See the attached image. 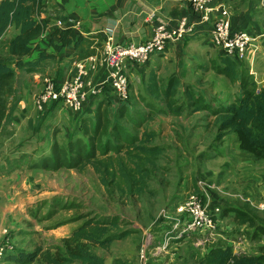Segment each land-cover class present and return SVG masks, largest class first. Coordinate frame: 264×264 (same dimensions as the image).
I'll return each mask as SVG.
<instances>
[{
    "label": "rangeland",
    "instance_id": "obj_1",
    "mask_svg": "<svg viewBox=\"0 0 264 264\" xmlns=\"http://www.w3.org/2000/svg\"><path fill=\"white\" fill-rule=\"evenodd\" d=\"M260 6L261 4L258 7L262 9ZM258 15L261 13L258 12L256 16ZM85 24L82 19V28ZM207 33L204 35L208 38L209 32ZM9 36L10 32L2 40L6 41ZM195 36L179 41L182 44L178 48L173 43L169 55H155L138 70H131L127 66V103L123 107L114 105L108 110L110 124L106 126L103 140L111 136V143H115V131L121 127L122 132H128L132 137H140L143 131L153 133L154 142L151 145L160 148V153L152 163L143 167L148 168L149 172L145 178L146 190L140 194L125 196L111 186L104 187L90 167H86L83 172L67 168L52 172L34 169L33 164L38 163L49 151L48 143L52 147L54 142L65 144L68 140L84 137L78 125L82 115L78 112L73 113L64 107L65 111L54 112L58 125L51 127L49 134L52 137L49 142H40L49 138L46 131L48 128L36 131L35 124L25 126V131L18 130L21 138L18 142L19 137L12 124L14 113L11 121L0 127V173L8 175L7 169H12L11 176L4 178L3 182L14 178L12 190H4L10 201L7 203L3 198L6 201L2 199L1 205H10L17 197L24 199L26 204L32 200L31 206L38 208L34 212L26 210L25 215L24 207L14 221L4 222L6 225L0 221V225L8 227L11 234L21 223L18 226L20 232L31 230L27 221L33 224V228L36 227L31 231V240L21 236L14 239L11 235L12 245L32 246L37 240L40 246L54 248L82 223L81 217L86 216L117 222L118 227L112 230V234L126 232L125 236L115 238L106 249L91 246V251L104 258V264H114L116 258L131 264H147L148 259L153 264H199V260L211 247L226 245L231 246L236 254H258L264 236L259 231L255 232L254 228L257 224L264 225V211L255 206L264 187V180L256 179L253 175L245 176V171L250 170L254 162L264 165V159L256 160L239 151L234 133L216 139L218 130L213 122L215 116L206 109H194L189 95L198 99L202 97L204 102L214 108L218 101L228 103L234 97L236 89L215 69L219 58L216 48L200 43L199 38L203 35L198 39ZM151 72L164 84L171 76L179 78L180 84L175 89L171 102L174 108L179 109L180 114L171 113L163 98L150 94L148 86ZM48 76L49 80L58 77L53 73ZM37 91L31 85V92ZM113 96L116 94L113 93ZM115 100L119 101L117 97ZM35 115L43 116L36 104L31 111L32 118ZM75 118L77 122L73 121ZM19 125H23L22 121H19ZM30 133L33 136H29ZM22 145L29 154L16 157L14 151ZM257 168L258 165L254 170ZM199 187L216 198H208V206L216 204L222 209L226 204L241 205L239 207L251 215L252 226L239 225L234 217L225 213L216 216L217 221L212 230L198 231L180 240H170L168 237L166 243V232L171 234L173 231L169 224L162 232L157 221L159 216L165 212L172 215L173 206ZM238 197L245 201L236 200ZM204 198L207 199V196L204 195ZM154 248L164 249H156L160 251L157 253ZM10 253L17 252H6L2 262Z\"/></svg>",
    "mask_w": 264,
    "mask_h": 264
},
{
    "label": "trees",
    "instance_id": "obj_2",
    "mask_svg": "<svg viewBox=\"0 0 264 264\" xmlns=\"http://www.w3.org/2000/svg\"><path fill=\"white\" fill-rule=\"evenodd\" d=\"M43 8L42 0L0 1V127L11 121L20 100L16 85L17 71L23 70L26 73L37 71L41 60L45 58L54 60L52 55L45 53H41L37 60H25L34 49L31 46L32 41L45 30L47 20L43 22L38 20ZM10 29L14 30V35L3 41V37ZM55 34L63 45L73 44L75 59L88 57L95 53L96 47L100 46L98 41L93 42L94 37L77 34L71 28L56 29ZM209 44L212 46L211 42ZM218 56L215 69L236 87L233 99L226 104L218 101L217 106L213 108L204 102L202 97L201 101L189 95L191 103L194 109H206L215 116L213 122L218 130L216 139H221L225 134L234 133L239 150L256 160L264 159V86L256 83L253 76L245 69L242 59L225 56L219 51ZM60 78L57 77L54 80L58 81ZM166 82L164 84L154 72H151L148 90L152 96L163 98L171 113L180 114L179 109L174 108L171 102L175 89L180 84L179 78L171 76L166 79ZM90 99L94 103L92 112L88 111L85 105L78 112L82 115L78 120L79 129L85 138L68 140L65 144L54 142L50 155L33 164L34 169L58 171L67 168L83 172L86 167H90L104 187L111 186L125 196L140 194L146 190L145 178L149 172L148 168L143 167L151 164L160 153V148L151 145L154 142V134L143 131L140 137H132L118 127L114 135L115 143H111V136L103 140L106 136V126L110 124L108 110L114 105L125 106L123 104H126L127 100L116 102V96H113V92L107 88L103 94ZM239 206L241 205L231 208L235 220L239 225L252 226L251 215ZM224 207L221 215L228 211L225 205ZM81 218H83L82 223L61 239L60 245L45 251L38 249L32 253L19 254L20 258L18 257L16 262L104 264V258L91 251V246L106 249L115 238L125 236L126 232L112 234V230L118 227L117 222L86 216ZM160 227L163 232V229L168 226L160 225ZM254 231H259L264 236V225L257 224ZM259 247L256 255L236 254L228 245L211 247L199 260V264H264V241ZM147 262V264H153L150 259ZM114 264L131 263L116 258Z\"/></svg>",
    "mask_w": 264,
    "mask_h": 264
},
{
    "label": "crops",
    "instance_id": "obj_3",
    "mask_svg": "<svg viewBox=\"0 0 264 264\" xmlns=\"http://www.w3.org/2000/svg\"><path fill=\"white\" fill-rule=\"evenodd\" d=\"M42 4L44 8L42 10V15L38 17V20L39 22L47 20L46 27L44 32L37 39L32 41L31 46L34 49L31 54L25 58V60H37L41 53L52 55L54 60L46 58L41 60L40 65L37 66V71H31L29 73H26L23 70L17 71L18 81L16 85L18 94L20 95V100L16 105L12 124L16 128V136L19 137L18 142L21 140L18 130L21 129L22 131H25V126H33L34 124V129L36 131L38 129L48 128L46 131L49 138L46 140H40V142L51 141L52 135L49 134L52 129L51 127L58 125V122L54 118V112L56 110L65 111V107L61 103H46L40 107V113H42L43 116L35 115L33 118L31 116V111L35 108V101L32 100H35L37 95L41 92L42 86L44 85V79L49 77L48 74L53 73L55 77L58 76L64 78L67 72H69V74L73 73V68H71V61L75 60L73 44L63 45L60 42L61 40L58 35L55 34L56 29H62L55 26L58 20H80L82 35L94 37L93 42L97 43L98 41L100 45L104 44L106 40H111L112 42L120 44H126L129 42L142 43L145 39L147 40L151 36L153 26L157 23H165L167 26L172 27L183 17L191 21L195 20V16L191 14L189 8L183 5L180 0H42ZM259 5L260 0H231L230 6L232 7V13L230 23L232 30L242 28L247 29L248 33L255 38L254 45L250 46V49H248L242 61L245 69L253 76L256 83L260 86H264V33L262 29L264 24V9L260 6L263 9L262 11V9L258 7ZM258 12H260L261 15L256 16ZM149 14L154 15L151 20H148ZM82 19L86 22L84 28H82ZM209 29L210 27L208 25L202 24L196 26L195 38L198 39L203 35L199 38L201 41L200 43L210 45V38H207V36L204 35L207 31H209ZM8 32H10V36L15 33L13 29H10ZM184 42L187 44L186 41ZM180 44L182 43L177 42L175 47L178 48ZM169 53L170 48L167 50L166 55H169ZM245 62H248V64ZM139 67L142 68L143 66H136L134 69L138 70L140 69ZM131 70L133 69L131 68ZM63 72L65 73L64 76ZM90 74L95 80L103 79L104 68L99 66L98 68L92 67ZM19 75L22 76L19 77ZM31 85L36 90L38 89V91L34 93L31 92ZM93 104V100L90 98L84 103L85 107H88V111L90 112L93 110ZM82 111L85 113L84 110ZM19 121H22L23 125L21 127L19 125ZM73 121L77 122L76 118ZM29 136H33L32 133H30ZM34 137L37 138L36 135H34ZM47 148H49V151L45 153V156L43 157L50 155L51 143L47 144ZM14 154H17L16 157H20L28 155L29 152L25 150V146L22 145L18 150L14 151ZM7 165L9 164L7 163ZM256 165H258V168L257 170H254ZM7 170L8 175L5 172L0 173L1 223L14 221L17 216L20 215V210L22 211L24 207H26V209L23 210L25 215L26 210L34 212L38 209L37 206H31L32 200L26 204L24 203V199L17 197H15L16 201L11 202L10 205H1L3 198L7 200V203H9L10 199L6 197L4 190L8 192L12 190V181L14 180V178L11 177L10 180L3 182L4 178L11 176L12 169ZM263 171L264 165L254 162L251 169L245 171V176L253 175L256 179L264 180ZM15 185L18 186V183L15 182ZM208 198L209 200H211V198L216 200L213 194H209ZM238 199L245 201L242 197L236 198V200ZM226 206L228 209V211H226V215L229 214L228 216L233 218L234 212L231 208L237 206H234L233 204H226ZM9 210L13 212V214H11ZM27 222L32 229L27 230L26 233L20 232V228L18 226L22 223L19 224L17 228L15 227L14 231H11V235L14 236V239L21 236V238H29V240H31V231L36 229V227L33 228V224L30 221ZM35 241L36 243L32 246L26 244L14 245L13 250L17 253L7 255L6 260L1 262V264H24L21 261L16 262L21 254L32 253L38 249L42 251L47 249L40 246L37 240ZM32 264H36V261Z\"/></svg>",
    "mask_w": 264,
    "mask_h": 264
},
{
    "label": "built area",
    "instance_id": "obj_4",
    "mask_svg": "<svg viewBox=\"0 0 264 264\" xmlns=\"http://www.w3.org/2000/svg\"><path fill=\"white\" fill-rule=\"evenodd\" d=\"M180 1L189 8L195 20L183 17L172 27L165 23H157L153 26L151 36L142 43L120 44L106 40L104 44L95 48V53L84 59L72 60L73 73L67 72L66 76L58 81L45 78L35 104L40 108L46 103L59 102L70 111L79 112L87 99L103 94L106 88L115 93L118 100H127L129 78L126 67L134 68L151 61L150 58L155 55H166L173 43L193 37L196 33L195 27L198 25L210 27L208 32L212 46L225 56L243 59L250 46L254 45L255 38L247 30H232L231 0ZM260 4L264 8L263 0ZM153 16L149 14L148 20ZM55 26L62 29L71 28L77 34H82L80 20H58ZM262 29L264 33V24ZM98 66L104 68V77L95 80L91 77L90 71L92 67ZM199 188L177 202L173 206L172 215L165 212L159 216V225L171 224L170 230L173 231L171 234L166 232L164 236L166 243L168 237L170 240H180L198 231L212 230L217 221L216 216H221L222 209L216 204L208 206V194L203 188ZM255 208L264 211V187ZM10 237L9 228L0 225V264L6 252L14 249ZM156 249L164 248H154L155 252L159 253L160 251Z\"/></svg>",
    "mask_w": 264,
    "mask_h": 264
}]
</instances>
